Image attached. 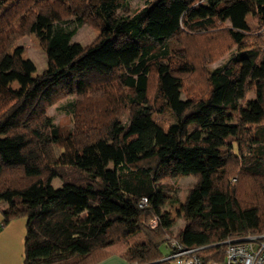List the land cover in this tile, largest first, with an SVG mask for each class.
Listing matches in <instances>:
<instances>
[{"label":"trees","instance_id":"1","mask_svg":"<svg viewBox=\"0 0 264 264\" xmlns=\"http://www.w3.org/2000/svg\"><path fill=\"white\" fill-rule=\"evenodd\" d=\"M204 1L212 11L204 17L192 14L199 0H152L118 20L129 0H15L2 9L0 230L25 220L22 264L110 256L170 264L160 247L169 252L171 239L197 248L207 264L223 259L227 241L264 234V0ZM243 10L257 18V31L243 26ZM42 20L49 69L29 78L18 50L8 53ZM83 26L99 30L86 46L72 42ZM233 47L228 62L206 70ZM8 74L23 80L20 92L5 86ZM248 93L254 100L242 103ZM71 95L61 106L66 120L52 123L44 111ZM152 115L168 117L167 134ZM191 121L204 136L187 132ZM182 177L195 183L184 226L172 235L154 186Z\"/></svg>","mask_w":264,"mask_h":264},{"label":"rangeland","instance_id":"2","mask_svg":"<svg viewBox=\"0 0 264 264\" xmlns=\"http://www.w3.org/2000/svg\"><path fill=\"white\" fill-rule=\"evenodd\" d=\"M15 0H0V12L2 9H5L7 6H9L12 2ZM87 3H90L92 5H96L99 3L100 0H85ZM104 2L112 1V3H119L120 0H103ZM152 0H129V5L127 8H118L116 10L115 18L118 20L120 17L124 16H130L131 13H133L135 10L142 8L145 2H151ZM199 8L196 11H193V16L197 17H204L211 13L210 7L207 5V3L204 0H199ZM229 13V12H228ZM223 22L225 26H229L232 22V19L228 17L227 12L222 13ZM241 22L245 28L249 30V32H255L258 29L259 23L256 17L253 15H249L245 10L241 13ZM49 30V21L42 20L38 24V27L34 33H31L27 36H24L17 42H15L10 50L8 55L14 53V51L17 49L19 56L21 58V61L23 62L25 69L30 72L29 78H34L37 75L42 74L43 72H46L49 69L48 66V56H47V34ZM99 30L95 29L91 26H83L79 28L75 34V36L72 38V42L78 43L81 46H86L93 42V40L98 35ZM235 47L231 49L230 52H226L223 55L220 56V58L213 63L210 66H207L206 70H211L214 67L220 66L228 62V59L232 52H234ZM58 55H55V58ZM57 63L63 64L64 59H61L60 57H57ZM4 70V69H3ZM5 71H7L5 69ZM3 82L5 86L10 89L11 91L18 93L20 92L23 80L19 78L16 75L8 74L3 77ZM124 91L123 89H121ZM255 96L253 93H248L244 96L242 99V103L252 102L254 100ZM76 99L75 95L68 96L67 98H64L54 105L48 107L44 114L51 118L52 123L57 124L64 122L66 120V113L61 110V106L64 105L67 101H74ZM125 117V116H124ZM151 120H153L158 127L162 130L164 134H167L168 130V117H162L159 115H152L150 117ZM198 121H191L187 126V132L192 133L194 132L195 135L204 136L205 128H201L199 126ZM210 133V130L208 131ZM109 146V145H108ZM110 147V146H109ZM110 148L106 147L104 151V170L107 173L112 172V160L110 156L107 154V150ZM195 183V180L191 177H182L175 180H169L162 183H158L154 186V189L156 191V200L158 197L159 207L160 210L164 213H167L170 218L173 221V225L171 227V234L176 235L184 226V221L182 220V205L185 200V196L187 193V190ZM167 185L166 189L162 188L161 186ZM52 186L56 190H62L63 186L61 183L54 179L52 181ZM164 190V192H163ZM164 194V195H163ZM167 195H170L171 197H174L177 200V203L171 205L170 199L167 197ZM161 253L163 256L168 254V248H166L164 245H161L160 247Z\"/></svg>","mask_w":264,"mask_h":264},{"label":"built area","instance_id":"3","mask_svg":"<svg viewBox=\"0 0 264 264\" xmlns=\"http://www.w3.org/2000/svg\"><path fill=\"white\" fill-rule=\"evenodd\" d=\"M147 204V199L139 201V207ZM148 225L157 226V221L152 219ZM169 252L163 260L170 264H204L197 256V248L187 249L175 239L169 241ZM207 264H264V234L248 236L236 241H227L221 261L210 260Z\"/></svg>","mask_w":264,"mask_h":264},{"label":"crops","instance_id":"4","mask_svg":"<svg viewBox=\"0 0 264 264\" xmlns=\"http://www.w3.org/2000/svg\"><path fill=\"white\" fill-rule=\"evenodd\" d=\"M6 203L0 201V209ZM2 216L0 213V223ZM25 220L15 219L0 230V264H22ZM96 264H127L117 256H110Z\"/></svg>","mask_w":264,"mask_h":264}]
</instances>
